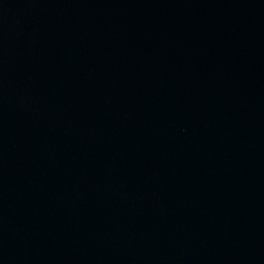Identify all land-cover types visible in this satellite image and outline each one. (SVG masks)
Masks as SVG:
<instances>
[{
	"label": "water",
	"instance_id": "95a60500",
	"mask_svg": "<svg viewBox=\"0 0 264 264\" xmlns=\"http://www.w3.org/2000/svg\"><path fill=\"white\" fill-rule=\"evenodd\" d=\"M0 264H264V0H0Z\"/></svg>",
	"mask_w": 264,
	"mask_h": 264
}]
</instances>
